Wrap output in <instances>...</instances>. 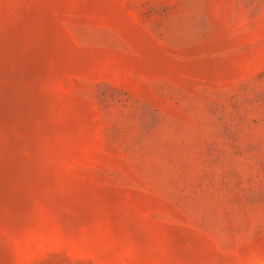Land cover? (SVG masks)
Listing matches in <instances>:
<instances>
[{
	"label": "rangeland",
	"instance_id": "1",
	"mask_svg": "<svg viewBox=\"0 0 264 264\" xmlns=\"http://www.w3.org/2000/svg\"><path fill=\"white\" fill-rule=\"evenodd\" d=\"M0 264H264V0H0Z\"/></svg>",
	"mask_w": 264,
	"mask_h": 264
}]
</instances>
